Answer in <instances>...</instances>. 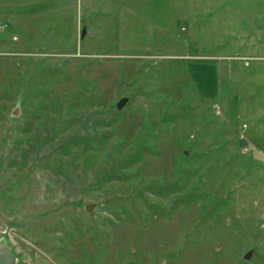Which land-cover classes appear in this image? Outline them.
I'll list each match as a JSON object with an SVG mask.
<instances>
[{"label": "rangeland", "instance_id": "obj_1", "mask_svg": "<svg viewBox=\"0 0 264 264\" xmlns=\"http://www.w3.org/2000/svg\"><path fill=\"white\" fill-rule=\"evenodd\" d=\"M0 244L264 264V0H0Z\"/></svg>", "mask_w": 264, "mask_h": 264}, {"label": "water", "instance_id": "obj_2", "mask_svg": "<svg viewBox=\"0 0 264 264\" xmlns=\"http://www.w3.org/2000/svg\"><path fill=\"white\" fill-rule=\"evenodd\" d=\"M81 35H84V31H82ZM126 100L125 99H121L117 104H116V108L118 110H120L124 104H125ZM89 205L86 206V210H89ZM0 264H14V258L13 255L11 253V251L9 249H7L5 244H0Z\"/></svg>", "mask_w": 264, "mask_h": 264}, {"label": "built area", "instance_id": "obj_3", "mask_svg": "<svg viewBox=\"0 0 264 264\" xmlns=\"http://www.w3.org/2000/svg\"><path fill=\"white\" fill-rule=\"evenodd\" d=\"M244 150H245V148H244Z\"/></svg>", "mask_w": 264, "mask_h": 264}]
</instances>
